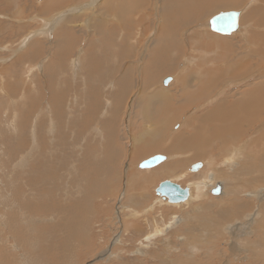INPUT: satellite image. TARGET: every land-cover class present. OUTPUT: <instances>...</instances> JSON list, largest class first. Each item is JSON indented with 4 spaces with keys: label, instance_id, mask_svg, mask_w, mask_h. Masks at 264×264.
I'll return each mask as SVG.
<instances>
[{
    "label": "rangeland",
    "instance_id": "rangeland-1",
    "mask_svg": "<svg viewBox=\"0 0 264 264\" xmlns=\"http://www.w3.org/2000/svg\"><path fill=\"white\" fill-rule=\"evenodd\" d=\"M54 1H57V0H0V48L7 47L10 50H15L18 47V45L22 43L23 41L22 36L23 34H26L29 32L28 29L33 30V31L34 30L39 31V28L41 29L42 25L39 26V23L40 22L42 23L43 21L41 18L38 19L37 21H34L32 19L33 18L32 16H34L35 14H39L40 16H43L42 18L45 19L49 14L54 13V8H58V3H61L62 5L61 7H64V5L65 6L68 5L69 7L70 5H77V3H79L80 5H84L85 3H87V6L84 5V7H86L85 10L83 9L79 11L80 14L79 13L75 14L76 16L71 15L69 18V20L71 19L74 25H76V23L79 25H82L81 26L82 29H80V27L78 26L75 28V29L78 28L76 31L77 33H75V35L73 36L75 39L73 37L68 38V42L66 44H63V47L59 51L63 53L53 52L52 55L51 53L47 54L48 52H45L44 50H47V47L49 46V43L53 41V38L50 35L49 39H45V37L43 39L42 36L44 34L42 36L36 35V39L38 38L37 39L38 42L36 46L38 47V51L40 53L37 50H35L34 53L36 55L34 53L33 54L31 53L32 56L28 55V58L25 59V61L23 59V62L20 60V57L24 53L27 54L28 53L27 50H30L32 48L29 44L26 45V47H19L20 49H22L21 51L24 50L25 52L21 54L13 55L12 58L9 59V61L7 62L5 60L12 54L0 51V84L2 83L4 86L3 91L6 94L9 93L8 95H3L4 99L2 100L0 99L1 101L0 102V115H1L0 116V191H1L0 196H2L0 197V199L5 198L6 200L15 202V204H16L15 200L17 201L19 200V204H21V207L19 205L17 207V204H16V208L14 209H12L10 205H7L6 207L5 206L0 207V264H17L18 262H20L19 264H26V263L29 264L30 261H32L31 264L35 262H37L35 264H38V262L39 264H165V263L166 264H185L184 259L189 258L188 259V262H189L192 256H193V260L197 261L200 264L201 263L202 264H224L227 261L228 262L225 264H259V263L264 264V261H262L264 260L263 258L260 259V261L259 260L255 261V259L251 260L252 253L250 252L247 257L238 256L240 258L237 259L236 257L238 253H234L232 252V250H230L231 249L229 246L230 238L227 236L228 234L221 232V229L219 227H216V226H220L222 223L220 221V222H217L218 225H215V219L218 217V214L220 212V206L225 205L224 214L227 212L231 213L233 211L231 210V207H233L234 204H231V205L230 203L228 204V201L226 200L228 196H224L225 198L223 197L226 202L222 199L221 201L219 200V202H217L215 199L214 201H211L212 200L211 198H216L219 196L213 195L211 192L212 190L211 191L209 190L206 195L208 197L205 196L204 201L203 200L199 201V203L194 200L193 201L191 200L188 203L183 204L181 206L173 207L172 204L157 205L155 202L157 199L162 200L163 198V197L161 198V195H159L156 192V188L159 187L161 182H164L167 179H173L174 177L176 178V175L180 176L178 183L179 185H182L185 187L187 185H190L193 182L202 180L204 177L207 178L208 171L211 173L215 172L213 169L214 167L215 168L217 167V170L219 171H221V169L222 170L224 169L223 164L220 165L218 161H217V165L215 164L213 168L207 166L206 161L209 160L211 156L206 155L204 152H203L204 156L202 157L195 156V151H197V149H202L203 146H205L203 145L204 143L201 142V140L203 141V138L200 137L201 133L199 134V131H198L199 128H197L200 122V120L198 119L202 117L201 115L209 111L210 108L213 109L217 104L220 103L219 98H218V100L215 103H212L210 106H208L210 104L209 102H212V101L214 102L217 99L218 95L221 96L220 99L221 101H223L228 98L231 92L233 93L235 88L237 89V87H235V85H233L234 83L232 84V82L233 81L237 82V81H240L241 79L237 80V77L233 79V76L236 75V74L234 75V73L245 74L250 71V75L251 76L254 75V76L251 77L252 81L251 80L245 81L242 84V85H246L247 83L254 82L253 80L254 78L256 80L257 78L261 76V74L259 75V72L261 73L262 71H264V52L259 50L260 47L262 48L264 46V38H263L264 37V24H263L264 23V0L263 1L258 0V2L257 0L256 1L255 0H238V1H244V3L241 6L235 5L234 7H231L232 10H239V9L242 10L244 16L242 17V23L240 25L241 30L235 34L236 36L235 35L231 36L232 40L230 41L228 40V38L230 37L224 38V39L206 37L207 34L216 35L218 37H223V36H220L219 34L217 35L211 30L209 32L207 30V23H206L207 20L210 19V17L216 15L218 12H221L222 10H212L204 18V21H203L204 23L201 20L200 23H196L190 27L180 29V31H178L176 27L175 32L177 33V35L179 34L178 37L180 36L179 41L183 42V43H180V45L186 50L183 49L184 55H182L181 57L180 55L179 57H175L173 59L174 61L170 58H167V59H170V61H168V64L166 62L163 64L164 65L167 64V66H169L168 72L160 71L158 70V68L153 69V70L148 69V71L146 67L143 68L145 63H148V64L149 62L152 63L153 61L157 60L156 58H159V55H157L158 53H156L157 44L154 45L155 47L153 48L154 42L152 41L156 39L157 37L156 33L159 28L158 26H160L159 19H158L159 16L157 14L159 12L158 10L160 7L159 5H161L160 0H147V1L143 0L144 3L141 4V6L139 2L135 3L134 0H129L128 4L122 3L121 5L122 7H118V8L117 6H115L116 3H114L113 0H94L98 2V4L100 3V5L96 7V9H94L93 7V10H90V9L88 10V7H91L92 0H60L63 2H60L58 0L56 4ZM251 1L253 3H251ZM197 3L198 2H193L191 8L194 11H196V13H198L199 15H203L204 10L201 11L198 8L199 6L197 5ZM47 4H48V7L51 4L49 13L46 10L48 9ZM125 5L126 7H124ZM14 13H17V15L13 18ZM90 16H93L94 18L92 19H96V21L92 20V25L86 26L85 22L86 20L88 21ZM96 16L99 18H95ZM9 18L12 19V21H10ZM124 18L127 19L128 21L131 19L129 22L131 24L133 23V25L130 24L131 26L130 30L132 28L133 29L131 30L132 32L129 33L127 39H126V36L123 35V31H122L123 27L120 26L121 24H119V23L124 24L125 22ZM15 19H17L18 21L20 20V22L19 23L15 22ZM83 21H85L84 24L81 23ZM105 21L108 24L110 23V25H107ZM98 22H101V23L98 24ZM197 25L198 26L203 25V27L200 29H197L196 28ZM246 25H249L250 27H247ZM43 27H44V24H43ZM114 27H116V30L119 32L118 36H121L122 39L119 37L120 40L119 38L118 40L120 41V43L119 41L117 43V45L118 44L119 45L118 46L114 45L115 48L111 47L108 50V54L110 55V59H111L110 62L108 63L109 67L105 66L103 69H101L102 74L100 75L97 73L98 79L95 78V81L92 77L93 75H91L90 77V76L85 75V73H82V72H81L82 75H79L77 77L73 75V77H71L68 64H69V58L72 57L75 51L74 49L75 46L78 47L80 45L79 48H77V50H80V52L86 51V49L89 48L88 45H90L93 36L98 37L99 33L108 34L111 31V29H113ZM203 29H205L206 31ZM247 30H248V33H247ZM190 35H192V37L195 39L196 38L200 39L202 42L204 40H207V42L204 41L203 42L204 44H203L201 43V41H199L201 45H199V42H197L198 43V45H196L197 47H195V45H193L192 47L188 46L190 42H187V41L189 40L188 38L190 37ZM201 35H203L202 36L203 40L201 39ZM47 36L49 35L47 34L46 37ZM116 37H117V33H116ZM249 37L251 38L249 39ZM254 38H257V39L260 38L258 41V44H253ZM222 43L224 46L221 45ZM226 43L228 44V46ZM126 44H127V49H128L126 53L128 54H125L126 56L122 58L121 53L122 51H125L123 49L124 48L123 46L126 47ZM182 44H185L186 47ZM71 45L74 47L72 48ZM258 45L259 47L257 49L253 48L254 46H258ZM201 46H202V49H201ZM244 46H246L248 49ZM52 47H55V45L51 46V48ZM119 47L122 50L119 49V52H118ZM130 47L132 48L130 49ZM249 51L252 53H250ZM77 53L78 52H76L75 55H77ZM255 53L260 54V55L258 56L254 55ZM39 54H40V57H38L39 59L38 60L35 57H37V55L39 56ZM155 54L157 55V57ZM103 55L104 53L101 52V55H99L98 58L101 57V59H103L102 57ZM42 56L43 57L46 56L45 59L48 58V62L50 64L56 63V65H60V66L61 64H63L59 71H62V70L64 71V75H65L64 79L65 80L67 79V80H66V83L62 85L63 86L67 85L68 88H65L66 94L63 96H60L59 102L63 104L65 102H68L69 100L68 104H70L71 97L67 95V91L72 90L76 92L77 87H79L78 93L79 95L83 96V99L85 97L84 96L85 94L83 93L84 92L88 93L84 101H86L89 107L87 108V111H86V107H84L83 105L84 103L81 104L79 100H77L78 104L76 106H70L69 110H67V108L64 107L63 109H66L67 111L71 112L73 116L76 114L74 117L78 120V122H73L72 118L64 117L65 119L62 122L63 127L60 126L59 128L60 131L59 130L57 131L56 128H54L51 131L49 128L50 126L49 122H45L41 124L40 122L41 120L50 121V119L46 115L44 114H43L44 116L41 115L40 118L42 117L43 119L41 118L40 120L39 118V122H38L39 124H35L36 136H39V134L40 135L43 134L44 131L43 129L40 130V128L44 127V130L46 131V135H47L46 149L42 150L44 139L41 138V143L37 144L38 150H36V148H34V150H29V147H31L32 145L33 139H35L32 137L34 133L31 131L29 132V126H30L31 121L36 117L39 111L43 110L39 106L40 101H41V107L47 108L46 106H44V104L47 102L48 100L47 98H49L48 94L50 92L49 91L50 85L46 81L47 78L43 76V74L40 75L38 72H36L37 75H40V76L37 77V79L33 77L32 79L33 82L35 79L37 80L35 81L37 82V84L36 86L33 87V89L37 90V93L40 95V97L38 95V99L34 98V100H31L29 98V101H28V99L26 98V100L24 101L21 100L22 97H24V95L26 97H29L28 95L30 94V93L28 94L27 89L29 90L30 84L28 83L31 81V79H29L28 77L31 78V76L28 73L29 66L25 64L26 62L27 64L30 62H34V59L36 62L40 61V59L43 58ZM86 56H88V54ZM165 59L166 58H163L162 61H167V59L166 60ZM233 63L234 64L236 63V65H234ZM160 64H162V62H160ZM169 64H171V66L173 67H171ZM126 71L128 72L127 77L130 78L128 80L131 81L130 91L128 92L127 97L124 98L126 100V101L124 100V104L126 105L119 106V105H116L113 97L111 96V93H116L118 91L119 89L118 81L120 80V78L126 75ZM228 71L232 74L229 75ZM255 72H257L258 74ZM216 73L224 74L225 76L227 74L228 76L221 80L218 78L215 81V83L210 87L205 86L206 81L208 83L210 79L215 78ZM147 76H150V78L153 79L152 81L153 86L148 87L146 83ZM171 76L173 80L174 79L175 80L172 81L173 83L171 82L169 85L165 86L163 84L164 80ZM230 77H232V79ZM84 79L85 81H83ZM72 81L74 85H72ZM98 81H103V82L97 85L98 86L97 87L95 83H98ZM186 81H188L187 84H186ZM256 81H258V79ZM84 82H86L87 87H85L86 85L83 84ZM228 82L231 83L230 88H229ZM202 84L204 86H202ZM69 85H70V88H69ZM71 86H73L74 90L71 88ZM92 86L93 88H91ZM199 86H201V88ZM247 87H250V86H247ZM205 88H206V92H204ZM82 89H84L85 91ZM220 89L221 90L223 89V91H219ZM79 90H81V92ZM161 90L162 91L168 90L170 95L165 94V96H163L162 94H160L161 96L160 101L155 99L152 104L151 99H150L151 97L148 98V96H153L154 94L160 93V92L163 93ZM92 93H95V94L93 95ZM205 95L207 96V98L208 97L209 98L207 99ZM8 96H11L13 98L10 102L9 100L6 101ZM15 96L16 98H14ZM142 97H144L145 101L144 100L142 101ZM214 97L216 99H214ZM184 98L186 99L184 100ZM13 101L14 102L16 101L15 104ZM59 102L57 104H59ZM138 102H140L141 105H138ZM205 103H207L206 106H205ZM109 104L111 106H109ZM10 105L14 106L15 108H12V106L10 107ZM55 105L56 104L54 103L51 107L56 110ZM98 105L100 106L102 105V106L100 107ZM136 105H138V107ZM203 105L205 106L204 108H203ZM103 108L105 109V111L103 110ZM142 108H144V110ZM147 109L148 110L151 109L155 111V113L153 112L151 115L148 114L146 116L143 115V111H148ZM97 110L100 111L99 112L100 115L99 113L98 114L94 113ZM115 110L117 111V113L115 112ZM158 110L160 114L156 113ZM7 111L9 112V114L16 113L19 116L20 119H17V122L19 123V128H20L18 130V133H14L13 130L10 128V126L7 125L8 123L4 121L7 118L6 116L9 115L8 114L5 116ZM88 111H89V115H91L90 117L93 118L92 123H91L92 125L90 124V126L87 125L89 122L87 123L85 122L88 119V118H85V117H88ZM173 112H174V118H173V115L171 116V113L173 114ZM98 115L99 117H97ZM263 116L264 114L261 115L260 117L255 118L254 121L252 120L253 123L251 122L250 125L248 126V128H251L247 131L248 135L245 137L243 135L242 139H238L237 141H234L235 143L230 142L231 146H233L234 144H240L243 142V140L245 141L249 137H250L249 139H253L255 135L254 133L255 130H253V133H252V125H254L255 123L259 125L261 123L260 120ZM30 118L32 119L31 121H30ZM68 120H70L69 123H68ZM162 120H165V121H162ZM184 120H186V122ZM163 123H165V125ZM257 127L258 126H255L254 129H257ZM100 129L102 130V133L98 131ZM104 131L105 133L103 135ZM152 137H156L154 141L155 143H160V144L162 143V146L164 145V147L172 146L173 148V146H175L176 148L175 151L169 150L170 152L165 151V152H155V153L147 152L144 154L143 153L144 144L146 143L149 144L150 139H152ZM39 141L40 140H37V143ZM187 141H189V144L191 146L187 143ZM111 144L112 145L114 144V148L116 149L114 160H112L111 154H110L114 151V150H111ZM200 146L202 148H199ZM77 147H80V148H77ZM107 147L110 148V150ZM142 147H143V150H141ZM250 150H254V149L251 148ZM191 151H193L194 153ZM27 153H29V157L31 158L30 162L32 161V159L34 161V162H31L30 164L31 165L36 164L37 166V167H31V169H33L34 171H32L31 169L29 171V173L31 172L35 173L34 175H32V177L34 176L36 182L32 180L34 178H32L31 176H30L31 179L28 177L29 173H28V176H24L23 173L25 171L23 170L22 171L19 170L18 172L14 171L16 167H14L13 165L15 162H17L16 158L19 157V155L24 156ZM252 154L255 155L256 157L260 155L259 153H256V152H253ZM156 155L168 156L170 157V159L168 160L167 163L160 164L150 170L138 168V165L141 162H143L144 160L150 157L156 156ZM193 158H197V159H193ZM222 160L223 159H221V162L223 163L224 160L223 161ZM178 161H180V163L184 165V168H179L177 170L181 172V174L177 173L175 175H169L170 177L167 176L163 178H159V177L152 178V174L150 173H153V171L155 172L157 169L166 167L167 165H171ZM199 162L205 163L206 167L204 170H202L201 168L200 170L198 169L199 171L197 170L198 172L197 171L192 172L187 169V168H190L189 166L195 165L196 163L198 164ZM52 165L53 167H51ZM71 165L73 166V168H71L72 167ZM12 166L14 168H12ZM43 167L45 168L44 172H43ZM54 168L56 169V171L54 170ZM40 170L42 171V173L40 172ZM49 174L52 176H49ZM21 176L23 179H21ZM135 177L137 180V181L134 180L135 187L132 186V183H131V186H132L131 187L129 182H131V179ZM29 179L32 181L29 182L28 184ZM40 179L42 181L44 180L45 182L44 181L41 182ZM143 179L145 182L143 181ZM155 179L157 180L155 181ZM13 182H14V185H13ZM49 183L50 185H48ZM137 184L139 185V187ZM23 186L25 187V189L26 188L28 189V190L26 189L25 191L26 193L24 192L25 189ZM30 186L31 188H28ZM34 187H35V191H34ZM233 188L235 189L236 187L231 186V189ZM42 189L44 190V194H45L43 196H42L43 194ZM16 191L17 193L21 195V197L18 196L19 194L15 193ZM242 192L243 191H241V193L231 194L232 197L233 195L236 196V199H237L236 202H238L236 207L240 206L242 203H244L243 200L247 199L244 192L243 193ZM31 193H33L34 195H31ZM6 195H10V196H6ZM48 198H50V200ZM29 200H31L33 204H31V201ZM248 200L250 204L252 205V207L246 211H242V213H240L242 215V216L240 215L241 218L244 216V213L246 215L252 210L255 213H259L261 210V206L258 205L256 201H253L250 198H248ZM167 202L169 201L167 200ZM43 203H45L46 205L47 203H49L48 204L49 206L47 205V207H48V210L50 211H47L46 212L47 214L48 213L53 214L54 209H55L54 206L56 207L58 206L57 208L60 209L58 212L61 211V213L57 212L56 217H58V214L60 216L66 215V217L61 216V217L55 218L54 221L53 219H49L47 223L53 222L52 223L53 226H47V225L40 226L41 223H45V222H42V220L41 221L37 220V222L35 223L32 220L29 221V218L25 217L26 215L27 216L30 215L29 213L31 214L34 213L36 215L37 214L42 215V212L39 211V207ZM82 203L83 205H80ZM70 205L75 209L74 210L72 208L74 210L73 212L68 210ZM127 205H128L129 211L127 210ZM26 206L28 207L26 208ZM66 206L68 207L66 208ZM84 206H86L87 208ZM241 206H245V204ZM146 207L147 209H150L153 207L154 208L153 212H150L148 210L149 215H147L148 212L145 214L144 210H146ZM20 208L21 210H24V211L19 212L18 210ZM85 208L87 209V211H85L86 210ZM257 208L259 209L257 210ZM51 210L53 212H51ZM133 210L135 212L137 211L138 213L137 212L135 213ZM62 211L64 212L63 214H62ZM139 211L141 212L143 211V212L141 213ZM67 212L68 213L70 212V214H68ZM82 212H84L83 214H85V216L83 220L79 221L76 219L75 215L79 213L82 214ZM5 213H6V216H5ZM12 213H14V215ZM46 213L43 215H46ZM132 213L136 214V216L138 214V216L132 217L134 216L132 215ZM1 215L3 217H1ZM146 215L148 216V218ZM259 215H258L259 217H257V220L255 222V224H257V227L259 229L258 234H254L252 236L246 237V239L248 240L256 239L257 236L264 237V235L261 236L262 230L264 231V223H263L264 214L259 213ZM139 216L141 217L139 218ZM10 218H12V220ZM18 218H19V221L17 220ZM23 218H27L28 220H25ZM64 218H66V223L63 226L64 229L63 227L61 228L57 227V223L58 225H60V223L62 224V222H64ZM181 218L183 220H180ZM21 219L22 221L23 220L27 221V223L24 224L23 223L24 221L21 222ZM176 219L180 221L178 220L176 221ZM258 219L260 220L258 221ZM5 220L7 221V225H6ZM17 221L20 224L18 223L17 225ZM205 222L210 223V224H206ZM11 223L13 227L11 226ZM14 223H16V225ZM67 223L68 225L71 224L69 226L70 228L73 226L71 228L72 230L68 227V225L66 226ZM76 223H77V226H76ZM36 225H37V228L35 227ZM214 225L215 227H213ZM14 227L16 228V230ZM81 227L85 229L81 230ZM35 228L37 229L36 233L33 232ZM66 228H67V231H66ZM73 228H76V229H73ZM69 229L71 230L72 233L70 232ZM159 229L160 230L162 229V231H160ZM74 231L77 233H75ZM68 232L70 233V235ZM73 233L75 235L72 236ZM203 234H206L212 237H217V238L213 239L214 242L212 241L211 244H208L205 241L201 240V235ZM219 234H220V237H218ZM147 235L149 236L148 238H146ZM77 237H79V239ZM184 238H186V240ZM193 240H195V242ZM39 241L41 242L38 244ZM193 242L194 244H192ZM33 243L34 245H32ZM36 243L38 244V247H36ZM191 245L192 246L197 245L196 251L193 250L194 248ZM209 247H211L213 250L208 251ZM71 252H74V255Z\"/></svg>",
    "mask_w": 264,
    "mask_h": 264
},
{
    "label": "bare ground",
    "instance_id": "bare-ground-1",
    "mask_svg": "<svg viewBox=\"0 0 264 264\" xmlns=\"http://www.w3.org/2000/svg\"><path fill=\"white\" fill-rule=\"evenodd\" d=\"M58 1V0H57ZM57 1H54L55 2V4H56V2ZM60 1V0H59ZM128 1L129 0H113V2L114 3H116L115 4V6H117V8L118 7H122L121 5H122V3H124V4H128ZM135 1V3H140V6H141V4H143L144 3V1H147V0H134ZM202 1V2H201ZM256 1V0H255ZM263 1V0H262ZM51 2V1H50ZM60 2H63V1H60ZM158 2V1H157ZM193 2H198L197 3V5L199 6L198 8L202 11V10H204V14L203 15H199L198 13H196V11H194L192 8H191V6H192V3ZM257 2H258V0H257ZM40 3H42V2H40ZM77 3V2H76ZM109 3H111V2H109ZM147 3V2H146ZM244 3V1H238V0H160V4L161 5H159L160 7H159V12L157 13L158 14V16H159V25L160 26H158L159 28H158V31H157V37H156V39L154 40V41H152V42H154V44H153V48L155 47L154 45H156L157 44V49H156V53H158L157 55H159V58H156L157 60L156 61H153L152 63H150L149 62V64L148 63H145V65H144V67L143 68H147V71H148V69H150V70H153V69H156V68H158V70H160V71H166V72H168L169 71V66H167V64H168V61H170V59H174L175 57H179V55H180V57L182 56V55H184V50L183 49H185V48H183L181 45H180V43H183L182 41H179V38H180V36L178 37V35H177V33L175 32V28L177 27V29H178V31H180V29H183V28H187V27H190V26H192V25H194V24H196V23H200V21L202 20V22L204 21V18L206 17V15L208 14V13H210L212 10H222L221 12H231V11H237V12H240V18H239V21H238V28L234 31V32H232L231 34H220V33H217V32H215V31H213L212 29H211V25H210V20L214 17V16H216V15H218L219 13H221V12H218L216 15H214V16H212V17H210V19H208L207 20V30L210 32V30L212 31V32H214V33H216L217 35L219 34L220 36H223V37H218V36H216V35H206V37H208V38H216V39H224V38H228V37H230V38H228V40L230 41V40H232V37L231 36H233V35H235L238 31H240L241 30V27H240V25H241V23H242V17L244 16V14H243V11L242 10H232L231 9V7H234L235 5L236 6H241L242 4ZM249 3V2H248ZM251 3H253L252 1H251ZM254 4H255V2H254ZM51 5V4H50ZM49 5V7H48V4H47V7H48V9H46L47 10V12L49 13V10H50V6ZM53 5H54V3H53ZM85 6H87V3H85L84 4ZM84 5H80L79 3H77V5H70L69 7H68V5L67 6H65L64 5V7H61L62 5H61V3H58V8H54V13H52V14H49L48 15V13H47V17L45 18V19H43L42 17L43 16H40L39 14H35L34 16H32L33 18V20L34 21H37L38 19H42V23L44 24V27H43V24L40 22L39 23V26H41V29L39 28V31H36V30H29L28 29V33H26V34H23V36H22V39H23V41H22V43L20 44V45H18V47L15 49V50H10L9 48H7V47H1L0 48V51L1 52H6V53H11L12 55L11 56H9L5 61L7 62V61H9V59H11L12 58V56L13 55H16V54H21V53H23V52H25L24 50L23 51H21L22 49H20L19 47H26V45H30L32 48L30 49V50H27L28 51V53L26 54V53H24V54H22L21 55V57H20V60L23 62V59H24V61H25V59H27L28 58V55L30 56H32V54L34 53V51L35 50H37L38 51V47L36 46V44H37V42H38V38L36 39V35H39V36H42L43 34L45 35H43L42 37H43V39H44V37H45V39H49L50 38V35H51V37L53 38V41L51 42V43H49V46L47 47V50H44L45 52H48L47 54H49V53H51V55L53 54V52L55 53H57V52H59L60 50H61V48L63 47V44H66L67 42H68V38H72L74 35H75V33H77L76 31H77V29H75L77 26L78 27H80V29H82V25H79V24H77L76 23V25H74L73 24V22L71 21V19L69 20V18H70V16L71 15H75V14H78L79 13V11H81V10H85V8L86 7H84ZM100 5V3L98 4V2H96V1H94V0H92V2H91V7H88V10L90 9V10H93V7H94V9H96V7H98ZM110 5V4H109ZM245 5V4H244ZM251 5V4H250ZM44 6V5H43ZM66 7H68V8H66ZM124 7H126V5L124 6ZM65 8V9H64ZM139 8V7H138ZM247 8V7H246ZM61 9H63V10H61ZM121 9V8H120ZM126 9V8H125ZM228 9H230V10H228ZM19 10V9H18ZM23 10H25V9H23ZM20 11V10H19ZM121 11V10H120ZM133 11H134V9H133ZM148 11V10H147ZM90 12V11H89ZM97 12H98V10H97ZM80 14V13H79ZM111 14V13H110ZM135 14V13H134ZM256 14H258V13H256ZM17 15V13H14V15H13V18L15 17ZM92 15V14H91ZM106 15V14H105ZM127 15V14H126ZM76 16V15H75ZM115 16V15H114ZM133 16V15H132ZM148 16V15H147ZM151 16V15H150ZM45 17V16H44ZM137 17V16H136ZM92 18H94L93 16H90L89 17V19H88V21L86 20V22L85 21H83V22H81V23H83L84 24V22L86 23V26H89V25H92V20L93 21H96V19H92ZM95 18H99V17H95ZM141 18V17H140ZM10 19V18H9ZM73 19V18H72ZM101 19V18H100ZM125 19V18H124ZM22 20V19H21ZM113 20V19H112ZM116 20V19H115ZM131 20V19H130ZM129 20V21H130ZM10 21H12V19H10ZM25 21V20H24ZM74 21V20H73ZM127 19H125V22H124V24H122V23H119V24H121L120 26H122L123 27V35H125L126 36V39H127V37H128V35H129V33L130 32H132L131 30L133 29H131L130 30V28H131V26H130V22H129ZM157 21V20H156ZM199 21V22H198ZM248 21V20H247ZM263 21V20H262ZM15 22H20V20L18 21L17 19H15ZM119 22V21H118ZM133 22V21H132ZM152 22V21H151ZM260 22V21H259ZM79 23V22H78ZM80 23V24H81ZM96 23V22H95ZM99 23H101V22H98V24ZM105 23H107L106 21H105ZM113 23V22H112ZM111 23V24H112ZM117 23V22H116ZM157 23V22H156ZM204 23V22H203ZM202 23V24H203ZM246 23V22H245ZM14 24V23H13ZM24 24H25V22H24ZM94 24V23H93ZM135 24V23H134ZM248 24V23H247ZM251 24V23H250ZM264 24V23H263ZM36 25V24H35ZM95 25H97V24H95ZM107 25H110V23L108 24L107 23ZM118 25V24H117ZM131 25H133V23L131 24ZM145 25V24H144ZM155 25V24H154ZM153 25V26H154ZM85 26V25H84ZM119 26V25H118ZM247 27H250L249 25H246ZM245 26V27H246ZM203 27V25H197L196 26V28L197 29H200V28H202ZM246 27V28H247ZM23 28V27H22ZM57 28V29H56ZM84 28V27H83ZM87 28V27H86ZM93 28V27H92ZM121 28V27H120ZM205 28V27H204ZM25 29V28H24ZM90 29V28H89ZM94 29V28H93ZM99 29V28H98ZM104 29V28H103ZM108 29V28H107ZM136 29V28H135ZM176 29V30H177ZM239 29V30H238ZM86 30V29H85ZM95 30H97V29H95ZM109 30V29H108ZM194 30H195V28H194ZM203 30H205V29H203ZM89 31V30H88ZM91 31H92V29H91ZM177 31V32H178ZM184 31V30H183ZM206 31V30H205ZM80 32V31H79ZM188 32V31H187ZM24 33V32H23ZM83 33V32H82ZM90 33V32H89ZM94 33V32H93ZM116 33H117V37H116ZM118 31L116 30V27H114L113 29H111V31L107 34V33H99V35H98V37H95V36H93V38H92V40H91V43H90V45H88V47L89 48H87L86 49V51H81L80 52V50H77V48H79V46L78 47H76L75 46V51H74V53H73V55H72V57L71 58H69V64H68V67H69V70H70V73H71V77H73V75H75L76 77L77 76H79V75H82L81 74V72L82 73H85V75H87V76H90L91 77V75H93L92 77H93V79H94V81H95V78L96 79H98V76H97V73L98 74H102V71H101V69H103L105 66L107 67L108 66V63L110 62V55L108 54V50L111 48V47H114L115 48V46L114 45H117V43H118V41L120 40V38H121V36H118ZM122 33V32H121ZM179 33V32H178ZM246 33V32H245ZM247 33H248V30H247ZM255 33V32H254ZM49 35V36H47L46 37V35ZM95 34V33H94ZM93 34V35H94ZM133 34H135V33H133ZM191 34H192V32H191ZM239 34V33H238ZM96 35V34H95ZM122 35V36H123ZM148 35V34H147ZM248 35V34H247ZM89 36V35H88ZM113 36H115V37H113ZM202 36L203 35H201V39L203 40V38H202ZM236 36V35H235ZM238 36H240V35H238ZM120 37V38H119ZM155 37V36H154ZM191 37V38H190ZM190 37L187 39L188 41L187 42H190V44H188V46H193V45H195V47H197L196 45H198V43L197 42H199V41H201L200 39H195V38H193L192 37V35H190ZM200 37V36H199ZM51 38V39H52ZM74 38V37H73ZM118 38H119V40H118ZM245 38V37H244ZM248 38V37H247ZM251 37H249V39H250ZM264 38V37H263ZM40 39V38H39ZM67 39V40H66ZM75 39V38H74ZM73 39V40H74ZM122 39V38H121ZM146 39V38H145ZM260 39V38H259ZM259 39H257V38H254L253 39V44H258V41H259ZM41 40V39H40ZM88 40V39H87ZM125 40V39H124ZM147 40V39H146ZM214 40V39H213ZM46 41V40H45ZM129 41H130V39H129ZM157 41V42H156ZM205 42H207V40H204ZM203 41V42H204ZM217 41V40H216ZM245 41H246V39H245ZM49 42V41H48ZM87 42V41H86ZM126 42V41H125ZM138 42V41H137ZM202 41H201V43H203ZM219 42H221V41H219ZM76 43V42H75ZM119 43H120V41H119ZM127 43V42H126ZM201 43L199 42V45H201ZM19 44V43H18ZM82 44V43H81ZM204 44V43H203ZM213 44V43H212ZM216 44V43H215ZM217 44H218V42H217ZM216 44V45H217ZM227 44V43H226ZM225 44V45H226ZM238 44V43H237ZM236 44V45H237ZM247 44V43H246ZM53 45H55V47H52L51 48V46H53ZM76 45V44H75ZM78 45V44H77ZM113 45V46H112ZM119 45V44H118ZM117 45V46H118ZM182 45H184L185 47H186V45L185 44H182ZM221 45H223V43L221 44ZM239 45V44H238ZM72 46V45H71ZM116 46V47H117ZM206 46H208V45H206ZM219 46V45H218ZM217 46V47H218ZM224 46V45H223ZM227 46H228V44H227ZM253 46V45H252ZM70 47V46H69ZM74 46H72V48H73ZM120 47H122V46H120ZM118 48V52H119V49H121V48ZM124 48V50L125 51H122V53H121V56H122V58H124V56H126L125 54H128V53H126V51H128V49H127V44H126V47L125 46H123ZM190 47V48H191ZM216 47V46H215ZM221 47V46H220ZM234 47H236V46H234ZM241 47V46H240ZM244 47H246V46H244ZM244 47H242V48H244ZM251 47V46H250ZM259 47V45L258 46H254L253 48L254 49H257ZM49 48V49H48ZM51 48V49H50ZM84 48V47H83ZM132 47H130V49H131ZM134 48V47H133ZM219 48V47H218ZM247 48V47H246ZM136 49V48H135ZM201 49H202V46H201ZM207 49V48H206ZM232 49V48H231ZM235 49V48H234ZM248 49V48H247ZM26 50V49H25ZM83 50H85V49H83ZM115 50V49H114ZM122 50V49H121ZM120 50V51H121ZM137 50V49H136ZM186 50V49H185ZM199 50V49H198ZM260 51H262V52H264V46L261 48L260 47V49H259ZM63 51V50H62ZM130 51V50H129ZM155 51V50H154ZM206 51V50H205ZM39 52V51H38ZM72 52V51H71ZM76 52H78L77 53V55H75L76 54ZM80 52V53H79ZM101 52L102 53H104V55L102 56L103 57V59H101V57L100 58H98L99 57V55H101ZM117 52V51H116ZM250 52V51H249ZM32 53V54H31ZM40 53V52H39ZM59 53H63V52H59ZM106 53V54H105ZM155 53V52H154ZM250 53H252V52H250ZM35 54V53H34ZM88 54V56H86ZM91 54H93V55H91ZM263 54V53H262ZM36 55V54H35ZM43 55H45V54H43ZM50 55V56H51ZM156 55V54H155ZM157 55H156V57H157ZM245 55V54H244ZM253 55V54H252ZM254 55H260V54H257V53H255ZM76 56V57H75ZM242 56V55H241ZM38 57H40V54H39V56L37 55V57H35V58H37L38 59ZM43 57V56H42ZM49 57V56H48ZM83 57V58H82ZM46 58V56L45 57H43L42 59H40V61H35V59H34V62H30V63H28L27 64V62H26V64L25 65H27V66H29V68H28V73L30 74V76H31V78L30 77H28L29 79H31V81L28 83V84H30V86H29V90L27 89V91H28V96L29 97H26L24 94V97H22V99L21 100H26V98L28 99V101H29V98L31 99V100H34V98H36V99H38V93H37V90H34L33 89V87L34 86H36V84H37V82H35V81H37L36 79H37V77H39L41 74H43V76H45L46 78H47V82L49 83V98H47L48 100H47V102L44 104V106H46L47 108H42L41 107V101H40V108L41 109H43L42 111H39V113L36 115V117L32 120L31 118H30V121H31V123H30V126H29V132L31 131V132H33L34 134L32 135V137L33 138H35V139H33V141H32V145H31V147H29V150H34V148H36V150H38V147H37V144H40L41 143V138H43L44 139V141H43V148H42V150H45L46 149V144H47V135H46V131L44 130V127H42V128H40V130L41 129H43V134L42 135H40L39 134V136H36V129H35V124H39L38 122H39V118H40V116L41 115H46L49 119H50V121H47V120H45V121H42L41 120V118H40V122H41V124H43V123H45V122H49L50 123V126H49V128H50V130L52 131L54 128H56V130L58 131H60V126L61 127H63V125H62V122L64 121V117H69V118H72V121L73 122H78V120L72 115V113L71 112H69V111H67V110H69L70 109V106H76L77 104H78V102H77V100H79L80 101V103L81 104H83L84 105V107H86V111H87V108L89 107V105L86 103V101H84L85 100V98H86V96H87V94L88 93H86V92H84L83 94H85L84 96V99H83V96L82 95H79V93H78V88L79 87H77V91L76 92H74V91H72V90H69V91H67V95H69V97H71L70 98V104H68V102H69V100H68V102H65V103H60L59 102V99H60V96H63V95H65L66 94V89L65 88H68L67 87V85L66 86H63L62 84H65L66 83V80L64 79V77H65V75H64V71L62 70V71H59L60 70V68H61V66L63 65V64H61V66L60 65H56V63H52V64H50L49 62H48V58L47 59H45ZM52 58V57H51ZM163 58H170V59H167V61H162L163 60ZM192 58V57H191ZM65 59V58H64ZM159 59V60H158ZM165 59V60H166ZM201 59V58H200ZM243 59V58H242ZM261 59V58H260ZM30 60H31V58H30ZM39 60V59H38ZM52 60V59H51ZM50 61V60H49ZM59 61V60H58ZM66 61H68V60H66ZM174 61V60H173ZM29 62V61H28ZM51 62V61H50ZM148 62V61H147ZM160 62H162V64H160ZM167 63V64H163V63ZM197 62V61H196ZM235 62H237V61H235ZM205 63V62H204ZM211 63V62H210ZM112 64V63H111ZM234 64V63H233ZM170 66H171V64H169ZM234 65H236V63L234 64ZM167 66V67H166ZM229 66V65H228ZM255 66H256V64H255ZM67 67V68H68ZM109 67V66H108ZM171 67H173V66H171ZM235 67V66H234ZM228 68H230V67H228ZM236 68V67H235ZM25 69V68H24ZM172 69V68H171ZM237 69V68H236ZM26 70V69H25ZM109 70V69H108ZM141 70H142V68H141ZM229 70V69H228ZM120 71V70H119ZM156 71V70H155ZM36 72H38L40 75H37V73ZM210 72H212V71H210ZM217 72V71H216ZM127 71H126V75L125 76H123L122 78H120V80L118 81V85H119V89H118V91L116 92V93H111V96L113 97V99H114V101H115V103H116V105H121V106H125L126 104H124V98L125 97H127V94H128V92L130 91V85H131V81H129L128 79H130V78H128L127 76ZM207 73V72H206ZM225 73H227V72H225ZM228 73H229V75L230 74H232V73H230L229 71H228ZM249 73V74H248ZM254 73V72H253ZM255 73H257V72H255ZM28 74V75H29ZM123 74H125V73H123ZM236 74V75H235ZM243 73H234V75L235 76H233V79H235L236 77H237V80H239V79H241L240 81H237V82H235V81H233L232 82V84L233 85H235V87H237V89L235 88V90L233 91V93L231 92V94L228 96V98L227 99H225V100H223V101H221V96L220 95H218V97H217V99L214 97V99H216L214 102L212 101V102H207L209 105L208 106H210L212 103H215L217 100H218V98H219V101H220V103L219 104H217L213 109L212 108H210L209 109V111H207L206 113H204L203 115H201L202 117H200V119H198V120H200V122H199V127L197 126V128H199L198 129V131H199V134L201 133V136L200 137H202L203 138V141L201 140V142L202 143H204L203 145H205V146H203V148L200 146L199 148H202V149H197V151H195V156H197V157H202V156H204L203 155V152L206 154V155H210L211 156V158L209 159V160H207L206 162H207V166H209V167H211V168H213L214 167V165L216 164L217 165V161L220 163V165L221 164H223V166H224V169L222 170L221 169V171H219V170H217V167L215 168H213L214 169V171L215 172H213V173H211V172H209L208 171V176H207V178L206 177H204L202 180H199V181H196V182H193V183H191L190 185H187V186H182V185H180L182 188H184V189H186L187 191H188V195H187V197H186V199L184 200V201H182V202H179V203H169V202H167V198H165L164 196H161V198H162V200L160 199H157L155 202H156V204L157 205H165V204H172L173 205V207H175V206H181V205H183V204H186V203H188L189 201H196V202H198L199 203V201H204V197L207 195V193H208V191L210 190H212L211 192H212V194L213 195H215V196H219V197H216V198H211L212 200L211 201H214V199L217 201V202H219V200L221 201V199L222 200H224V196H228V198H226V200L228 201V204L230 203V205L231 204H234V206L233 207H231V210H233L231 213H225L224 214V210H225V205L224 206H220V212H219V214H218V217L215 219V225H218V223L217 222H222L221 223V225L220 226H216V227H219L220 229H221V232H223V233H225V234H228L227 236L230 238V250H232V252H234V253H238L237 254V257L236 256H234V257H236L237 259H239L240 257H238V256H244V257H247L248 255H249V252L250 253H252L251 255H252V259L251 260H253V259H255V261L256 260H259L260 261V259H264V237H260V236H257V238L256 239H253V240H248V239H246V237H248V236H252V235H254V234H258V231H259V229H258V227H257V224H255V222H256V220H257V217H259L260 215H259V213L260 214H264V116L261 118V120H260V124L259 125H257L255 122V124L254 125H252V133H253V130H255V135H254V138L253 139H249L248 137V139L247 140H243V142L242 143H240V144H234L233 146H231V144H230V142H234V141H237L238 139H242V136L244 135V137L245 136H247L248 135V130L249 129H251V128H248V126L250 125V123L252 122V120L254 121V119L255 118H257V117H260L261 115H263L264 114V71H262L261 73L259 72V75L261 74V76L259 77V78H257L258 79V81H256L255 80V78L253 79L254 80V82H251V83H247L246 85H242L245 81H249V80H251V77L252 76H254V75H250V71L249 72H247V73H245V74H243ZM258 74V73H257ZM257 74H255V75H257ZM137 75V74H136ZM196 75V74H195ZM206 75V74H205ZM209 75V74H208ZM207 75V76H208ZM240 75H242V76H240ZM247 75V76H246ZM250 75V76H249ZM121 76V75H120ZM203 76V75H202ZM228 75L226 74V76L224 75V74H217L216 73V75H215V78H212V79H210V81H208V83H207V81H206V83H205V86H212L214 83H215V81L219 78L220 80L221 79H223V78H225V77H227ZM245 76V77H244ZM33 77H35L36 79L34 80V82H33ZM129 77H130V75H129ZM172 77V76H171ZM69 78V77H68ZM201 78V77H200ZM231 79H232V77H230ZM247 78V79H246ZM75 79V78H74ZM231 79H229V80H231ZM69 80V79H68ZM175 80V79H174ZM173 80V81H174ZM227 80V79H226ZM43 81V80H42ZM75 81V80H74ZM78 81V80H77ZM83 81H85V79L83 80ZM152 81H153V79L152 78H150V76H147L146 77V83H147V85H148V87L149 86H153V84H152ZM252 81V80H251ZM88 82V81H87ZM103 81H98V83H95V85L97 86V85H99L100 83H102ZM35 83V84H34ZM90 83V82H89ZM173 83V82H172ZM188 83V81H186V84ZM83 84H85L86 85V82H84ZM91 84V83H90ZM228 84H229V88H230V82H228ZM1 86H0V99L2 100V99H4V96L3 95H8V94H6L4 91H3V84L1 83L0 84ZM43 85V84H42ZM72 85H74L73 84V81H72ZM225 85H227V84H225ZM224 85V86H225ZM232 85V86H233ZM91 86V85H90ZM202 86H204L203 84H202ZM231 86V87H232ZM247 86H250V87H247ZM47 87V86H46ZM83 87V86H82ZM82 87H80V88H82ZM85 87H87V85L85 86ZM98 87V86H97ZM109 87H111V86H109ZM145 87V86H144ZM143 87V88H144ZM200 88H201V86H199ZM246 87V88H245ZM55 88V89H54ZM69 88H70V85H69ZM71 88L73 89V86H71ZM75 88V87H74ZM91 88H93V86L91 87ZM199 88V89H200ZM223 88V87H222ZM228 88V89H229ZM234 88V87H233ZM245 88V89H244ZM48 89V88H47ZM85 89V88H84ZM84 89H82V90H84ZM86 89H88V88H86ZM106 89V88H105ZM108 89V88H107ZM152 89V88H151ZM225 89V88H224ZM74 90V89H73ZM205 91L204 92H206V88L204 89ZM80 92H81V90H79ZM85 91V90H84ZM162 91V90H161ZM184 91V90H183ZM182 91V92H183ZM219 91H223V89L221 90H219ZM231 91V90H230ZM39 92V91H38ZM47 92V93H48ZM163 93H156V94H154L153 96H148V98H150L151 99V102H152V104H153V102H154V100L156 99V100H158V101H160V94H162L163 96H165V94L166 95H170V93H169V91L168 90H166V91H162ZM46 93V92H45ZM217 93V92H216ZM219 93V92H218ZM10 94H12V93H10ZM93 95L95 94V93H92ZM221 94V93H220ZM225 94V93H224ZM228 94V93H227ZM21 95V94H20ZM43 95V94H42ZM46 95V94H45ZM151 95V94H150ZM186 96H187V94H186ZM190 96V95H189ZM206 96V95H205ZM211 96V95H210ZM224 96V95H223ZM18 97V96H17ZM39 97H40V95H39ZM44 97V96H43ZM100 97V96H99ZM168 97V96H167ZM174 97V96H173ZM212 97H213V95H212ZM211 97V98H212ZM14 98H16V96L14 97ZM188 98V97H187ZM190 98V97H189ZM206 98H207V96H206ZM209 98V97H208ZM207 98V99H208ZM211 98H210V100H211ZM6 99V98H5ZM13 98L11 97V96H8V98L6 99V101L7 100H9V102L12 100ZM20 99V98H19ZM102 99V98H101ZM149 99V100H150ZM174 99V98H173ZM186 98H184V100H185ZM213 99V100H214ZM20 100V101H21ZM30 100V101H31ZM144 100V97H142V101ZM183 100V101H184ZM103 101V100H102ZM107 101V100H106ZM126 101V100H125ZM130 101V100H129ZM145 101V100H144ZM157 101V102H158ZM186 101H188V100H186ZM1 102V101H0ZM4 102V101H3ZM14 102V101H13ZM12 102V103H13ZM16 102V101H15ZM15 102H14V104H15ZM59 102V104H57ZM95 102H96V100H95ZM181 102V101H180ZM206 102V101H205ZM56 104L55 105V107H56V110L55 109H53L51 106L53 105V104ZM90 103V102H89ZM111 103V102H110ZM127 103V102H126ZM147 103H148V101H147ZM162 103V102H161ZM171 103V102H170ZM207 103H205V106H206V104ZM17 104V103H16ZM80 104V105H81ZM159 104V103H158ZM172 104V103H171ZM177 104H178V102H177ZM7 105H8V103H7ZM26 105H27V103H26ZM29 105V104H28ZM82 105V106H83ZM138 105H141V103L140 102H138ZM138 105H136L137 107H138ZM156 105V104H155ZM162 105V104H161ZM168 105V104H167ZM12 105H10V107H11ZM43 106V107H44ZM98 106H100V105H98ZM102 106V105H101ZM100 106V107H101ZM109 106H111L110 104H109ZM108 106V107H109ZM149 106V105H148ZM171 106V105H170ZM204 105H203V108L205 107ZM7 107V106H6ZM5 107V108H6ZM29 107V106H28ZM67 108V110L66 109H63V108ZM92 107V106H91ZM132 107V106H131ZM12 108H15L14 106H12ZM40 108H38V109H40ZM77 108V107H76ZM75 108V109H76ZM112 108V107H111ZM161 108H163V107H161ZM199 108V107H198ZM9 109V108H8ZM7 109V110H8ZM107 109V108H106ZM118 109V108H117ZM143 110H144V108H142ZM149 109V108H148ZM147 109V110H148ZM53 110V111H52ZM90 110V109H89ZM103 110L105 111V109L103 108ZM142 110V111H143ZM145 110H146V108H145ZM160 110V109H159ZM159 110L156 112V113H159ZM198 110H200V109H198ZM73 111V110H72ZM122 111V110H121ZM15 112V111H14ZM100 111L99 110H97V111H95L94 113L95 114H98ZM115 112L117 113V111L115 110ZM155 113V111H153V110H148V111H143V115H151L152 113ZM35 113V112H34ZM33 113V114H34ZM79 113V112H78ZM110 113V112H109ZM108 113V114H109ZM201 113V112H200ZM9 114V112L7 111L6 112V114H5V116L6 115H8ZM23 114V113H22ZM74 114V113H73ZM81 114H82V112H81ZM160 114V113H159ZM43 115V116H44ZM99 115H100V113H99ZM99 115L97 116V117H99ZM106 115V114H105ZM118 115V114H117ZM173 115V118H174V112H173V114L171 113V116ZM1 116V115H0ZM4 116V117H5ZM78 116V115H77ZM79 116H80V114H79ZM78 116V117H79ZM91 115H89V111H88V117H85V118H88L85 122L87 123V122H89L87 125L88 126H90V124L92 123V119L93 118H91L90 117ZM104 116V115H103ZM109 116V115H108ZM7 118L4 120L3 118V120L4 121H6L8 124L7 125H9L10 126V128L13 130V132L14 133H18V130L20 129L19 128V123L17 122V119H20L19 118V116L16 114V113H13V114H9L8 116H6ZM31 117V116H30ZM82 117V116H81ZM80 117V118H81ZM94 117V116H93ZM116 117V116H115ZM157 117V116H156ZM46 118V117H45ZM153 118V117H152ZM43 119V118H42ZM96 119V118H95ZM114 120V119H113ZM162 121H165V120H162ZM185 122H186V120H184ZM70 122V120H68V123ZM257 122V121H256ZM99 123H100V121H99ZM253 123V122H252ZM6 124V123H5ZM80 124V123H79ZM98 124V123H97ZM164 125H165V123H163ZM187 124V123H186ZM196 124V123H195ZM47 125H49V124H47ZM81 125V124H80ZM92 125V124H91ZM22 126V125H21ZM67 126V125H66ZM85 126V125H84ZM84 126H83V128H84ZM255 126H258L257 127V129H254V127ZM80 127V126H79ZM22 128V127H21ZM23 129V128H22ZM31 129V130H30ZM77 129V128H76ZM10 130V129H9ZM104 130V129H103ZM48 131V130H47ZM74 131V130H73ZM100 133H102V130L100 129V130H98ZM105 131H106V129H105ZM105 131L103 132V135H104V133H105ZM85 132V131H84ZM116 132V131H115ZM51 133V132H50ZM38 134V133H37ZM37 137V138H36ZM103 137V136H102ZM198 137V136H197ZM84 138V137H83ZM155 138L156 137H152V139H150V142H149V144H144V150H143V147L141 148V150H143V153L145 154V153H147V152H152V153H155V152H170V151H175V146H173V148H172V146H168V147H164V145L162 146V143L160 144V143H155L154 141H155ZM252 138V137H251ZM40 140L38 143H37V140ZM86 139V138H85ZM87 140V139H86ZM53 141V140H52ZM113 141V140H112ZM152 141V142H151ZM115 142V141H114ZM187 143L189 144V141H187ZM192 143V142H191ZM235 143V142H234ZM110 144V143H109ZM81 145V144H80ZM83 145V144H82ZM190 145V144H189ZM195 145V144H194ZM79 146V145H78ZM91 146V145H90ZM191 146V145H190ZM27 147V146H26ZM103 147V146H102ZM77 148H80V147H77ZM108 148V147H107ZM187 148H189V147H187ZM198 148V147H197ZM251 148H253L254 150H250ZM59 149V148H58ZM109 150H110V148H108ZM173 149V150H172ZM191 149V148H190ZM3 150V149H2ZM41 150V149H40ZM111 150H114L112 153H110L111 154V158H112V160H114V158H115V153H116V149L114 148V144L112 145L111 144ZM170 150V151H169ZM205 150H206V152H205ZM256 150V151H255ZM51 151V150H50ZM194 151V150H193ZM193 151H191V152H193ZM28 152V151H27ZM253 152H256V153H259L260 155L259 156H255V155H253L252 153ZM5 153V152H4ZM24 153V152H23ZM194 153V152H193ZM40 154V153H39ZM45 154V153H44ZM151 154V153H150ZM51 155H52V153H51ZM54 155V154H53ZM147 155H149V154H147ZM178 155V154H177ZM18 156V155H17ZM110 158V159H111ZM165 158H166V160L164 161V162H162V163H160V164H165V163H167L168 162V160L170 159V157H168V156H165ZM17 159V162H15L14 163V167H16L15 168V172L17 171H19V170H23V171H25L23 174H24V176H28V173H29V171H30V169H31V167H37L36 166V164L35 165H31L30 163L31 162H34L33 161V159H32V161L30 162V160H31V158L29 157V153H27V154H25L24 156L23 155H19V157H17L16 158ZM193 159H197V158H193ZM221 159H223L222 161H223V163L221 162ZM36 160V159H35ZM194 162V161H193ZM75 163V162H74ZM106 163V162H105ZM190 163V162H189ZM13 164V163H12ZM107 164V163H106ZM159 164V165H160ZM191 164V163H190ZM197 164V163H196ZM109 165V164H108ZM167 165V164H166ZM198 165H199V170L202 168V170H204L205 169V167H206V165H205V163L204 162H199L198 163ZM205 165V166H204ZM12 166V168H14ZM72 166V165H71ZM75 166V165H74ZM158 166V165H157ZM186 166H187V164H186ZM192 166H194V165H192ZM192 166H189L190 168H187L188 170H190V171H192V172H195L194 170H192ZM51 167H53V165L51 166ZM156 167V166H155ZM204 167V168H203ZM222 167V166H221ZM56 168V167H55ZM54 168V170L56 171V169ZM71 168H73V166L71 167ZM138 168H139V165H138ZM154 168V167H153ZM179 168H184V165L183 164H181L180 163V161H178V162H175V163H173V164H171V165H167L166 167H162V168H160V169H157L155 172L153 171V173H150V174H152V178L154 177V178H163V177H167V176H169V175H175V174H177V173H180L181 174V172H179V171H177ZM42 169V168H41ZM44 167H43V172H44ZM53 169V168H52ZM141 169V168H140ZM150 169H152V168H147V170H150ZM32 171H34L33 169H31ZM77 170V169H76ZM186 170V169H185ZM188 170H187V172H188ZM198 170V171H199ZM37 171V170H36ZM182 171H184V170H182ZM197 171V172H198ZM40 172L42 173V171L40 170ZM40 172H38V173H40ZM37 173V174H38ZM35 173H33V172H31V173H29V178H30V176L32 177V175H34ZM43 174H45V173H43ZM43 174H41V175H43ZM77 174V173H76ZM186 174V173H185ZM184 174V175H185ZM188 174V173H187ZM206 174V175H207ZM56 175V174H55ZM183 175V174H182ZM20 176V175H19ZM38 176V175H37ZM44 176H46V175H44ZM43 176V177H44ZM49 176H52V175H50L49 174ZM186 176V175H185ZM140 177V176H139ZM144 177V176H143ZM170 177V176H169ZM174 177V176H173ZM32 178H34V176L32 177ZM149 178H150V176H149ZM175 178V177H174ZM167 179L166 181H170V182H172L173 184H178L179 185V183H178V180H179V178H180V176H177L176 175V178L175 179ZM15 179V178H14ZM19 179V178H18ZM17 179V180H18ZM21 179H23L22 178V176H21ZM20 179V180H21ZM31 179V178H30ZM29 179V180H30ZM42 179V178H41ZM40 179V180H41ZM59 179V178H58ZM93 179V178H92ZM139 179V178H138ZM147 179H148V177H147ZM146 179V180H147ZM28 180V184H29V182H31L32 180H34L35 182H36V180H35V178L34 179H32V180H30L29 181ZM46 180V179H45ZM61 180V179H60ZM134 180H136V177L135 178H133V179H131V182H129V184H130V186H131V183H132V186H134L135 187V181ZM153 180V179H152ZM157 179H155V181H156ZM181 180V179H180ZM44 181V180H43ZM42 180H41V182H43ZM48 181H50V180H48ZM54 181V180H53ZM137 181V180H136ZM143 181H144V179H143ZM154 181V180H153ZM15 182V181H14ZM14 182H13V185H14ZM45 182V181H44ZM96 182V181H95ZM145 182V181H144ZM147 182V181H146ZM152 182V181H151ZM180 182V181H179ZM46 183H47V181H46ZM74 183H76V182H74ZM106 183V182H105ZM148 183V182H147ZM162 183V182H161ZM31 184V183H30ZM33 184V183H32ZM34 184H36V183H34ZM38 184V183H37ZM43 184V183H42ZM52 184H54V183H52ZM139 184H140V182H139ZM23 185V184H22ZM45 185V184H44ZM47 185V184H46ZM48 185H50V183L48 184ZM138 185V184H137ZM217 185V186H216ZM16 186H17V184H16ZM19 186V185H18ZM32 186V185H31ZM31 186L30 187H28V188H31ZM43 186V185H42ZM76 186V185H75ZM131 186V187H132ZM142 186V185H141ZM144 186V185H143ZM160 186V185H159ZM231 186H233V187H236L234 190L233 189H231ZM14 187V186H13ZM24 187V186H23ZM49 187V186H48ZM138 187H139V185H138ZM217 187H220V191L217 193V194H214L213 193V190H215ZM90 188V187H89ZM159 188V187H158ZM158 188H156V192H157V189ZM14 189V188H13ZM24 189H25V187H24ZM27 189V188H26ZM26 189L24 190V192L26 191ZM49 189H51V188H49ZM48 189V190H49ZM28 190V189H27ZM43 190V189H42ZM47 190V191H48ZM136 190V189H135ZM139 190V189H138ZM14 191V190H13ZM32 191V190H31ZM34 191H35V187H34ZM130 191V190H129ZM133 191V190H132ZM131 191V192H132ZM241 191H243L244 192V194H245V196L247 197V199L246 200H243L244 201V203H242L241 205H244L245 204V206H237L236 207V205H237V203L238 202H236V196L235 195H233V197L231 196V194H237V193H241ZM1 192V191H0ZM51 192V191H50ZM130 192V193H131ZM242 192V193H243ZM15 193H17V191L15 192ZM21 193V192H20ZM26 193V192H25ZM38 193V192H37ZM129 193V192H128ZM139 193V192H138ZM141 193V192H140ZM147 193V192H146ZM17 194H19V193H17ZM17 194H15V195H17ZM23 194V193H22ZM39 194V193H38ZM42 194V193H41ZM48 194V193H47ZM25 195V194H24ZM31 195H34L33 193H31ZM43 195H45L44 194V190H43V194H42V196ZM49 195V194H48ZM5 196V195H4ZM6 196H10V195H6ZM18 196H20L21 197V195L19 194ZM137 196V195H136ZM139 196V195H138ZM0 197H2V196H0ZM11 197H12V195H11ZM23 197V196H22ZM32 197V196H31ZM206 197H208V196H206ZM224 197V198H223ZM28 198H30V197H28ZM37 198V197H36ZM44 198V197H43ZM46 198H47V196H46ZM90 198V197H89ZM167 199V200H165V199ZM248 198H250L251 200H253V201H256L257 203H258V205H260L261 206V210H260V212L259 213H255V212H253V210L252 211H250L249 213H247L246 215H245V213H244V216H246V217H242L241 218V214L240 213H242V211H246V210H248L249 208H251L252 207V205L250 204V202H249V200H248ZM15 199V198H14ZM34 199V198H33ZM40 199V198H39ZM49 200H50V198H48ZM87 199H88V197H87ZM207 199V198H206ZM90 200V199H89ZM16 201V204H17V207H18V205L21 207V204H19V200L17 201V200H15ZM29 201H31V200H29ZM29 201H28V203H29ZM47 201V200H46ZM63 201V200H62ZM169 201V200H168ZM225 201V200H224ZM223 201V202H224ZM240 201V200H239ZM53 202V201H52ZM226 202V201H225ZM224 202V203H225ZM7 203H9V204H7ZM84 203V202H83ZM83 203L82 204H80V205H83ZM16 204H15V202H13V201H9V200H6L5 198H2V199H0V207L1 206H7V205H10L11 207H12V209H14V208H16ZM31 204H33V202L31 201ZM49 203H47V205H48ZM68 204V203H67ZM85 204H87V203H85ZM222 204V203H221ZM239 204H240V202H239ZM47 205L45 204V203H43L42 205H40V207H39V211H41L42 212V215H36V214H34L33 212V214H31V213H29L30 215H26L25 217H28L29 218V221H34V223L35 222H37V220L39 221H41L42 220V222H45V223H41L40 224V226L42 225H47V226H53L52 225V223L53 222H51V223H47V221H49V219H53V221L55 220V218H58V217H66V215H59L58 214V217H56L57 216V212L60 210V209H58L56 206H54L55 207V209H54V212L51 210V212H53V214H47L46 212L47 211H50V210H48V207H47ZM60 205V204H59ZM153 205V204H152ZM10 206H8V207H10ZM49 206V205H48ZM51 206H52V204H51ZM72 206H73V204H72ZM71 205H70V207L68 208V210H70V211H74L75 209L72 207ZM89 206V205H88ZM130 206V205H129ZM141 206V205H140ZM167 206H169V205H167ZM229 206V205H228ZM24 207H25V205H24ZM28 206H26V208H27ZM68 206H66V208H67ZM83 207V206H82ZM84 207H86V206H84ZM90 207V206H89ZM156 207V206H155ZM216 207V206H215ZM215 207H213V208H215ZM26 208H24V209H26ZM53 208V207H52ZM51 208V209H52ZM74 210H73V209ZM87 208V207H86ZM85 208V209H86ZM131 208V207H130ZM5 209V208H4ZM81 209V208H80ZM89 209V208H88ZM91 209V208H90ZM129 208H128V205H127V210H128ZM133 209H134V207H133ZM259 208H257V210H258ZM11 210V209H10ZM26 210H28V209H26ZM31 210H33V209H31ZM64 210V209H63ZM148 210L150 211V212H153V210H154V208L152 207V208H150V209H147V207H146V210H144L145 212V214L148 212ZM256 210V211H257ZM15 211V210H14ZM19 212H21V211H24V210H21V208L18 210ZM17 211V212H18ZM65 211V210H64ZM67 211V210H66ZM80 211H82V210H80ZM85 211H87V209L85 210ZM129 211V210H128ZM134 211V210H133ZM241 211V212H240ZM7 212H8V210H7ZM6 212V213H7ZM18 212V213H19ZM135 212V211H134ZM137 212V211H136ZM135 212V213H136ZM139 212H141V211H139ZM143 212V211H142ZM141 212V213H142ZM6 213H5V216H6ZM10 213V212H9ZM23 213H25V212H23ZM36 213V212H35ZM46 213V215H43V214H45ZM58 213H61V211L60 212H58ZM64 212L62 211V214H63ZM68 213V212H67ZM67 213H65V214H67ZM77 213V212H76ZM84 212H82V214L81 213H79V214H77V215H75V217H76V219L77 220H79V221H81V220H83V218H84V216H85V214H83ZM129 213V212H128ZM138 213V212H137ZM143 213V214H144ZM8 214V213H7ZM11 214V213H10ZM13 215H14V213H12ZM26 214H27V212H26ZM68 214H70V212L68 213ZM194 214V213H193ZM206 214V213H205ZM3 215V214H2ZM1 215V217H3ZM19 215V214H18ZM24 215V214H23ZM72 215V214H71ZM132 215H134V216H132V217H137L138 216V214H137V216H136V214H133L132 213ZM139 215H141V214H139ZM147 215H149V212H148V214ZM146 215V216H147ZM241 215V216H240ZM259 215V216H258ZM130 216V215H129ZM145 216V215H144ZM179 216V215H178ZM10 217V216H9ZM14 217V216H13ZM17 217H19V216H17ZM24 217V216H23ZM128 217V216H127ZM141 216H139V218H140ZM150 217V216H149ZM262 217V216H261ZM147 218H148V216H147ZM146 218V219H147ZM176 218H178V217H176ZM5 219V218H4ZM11 220H12V218H10ZM23 219H25V220H28L27 218H23ZM68 219V218H67ZM69 219H70V217H69ZM210 219V218H209ZM3 220V219H2ZM18 221H19V218L17 219ZM62 220H63V218H62ZM133 220V219H132ZM178 219H176V221H177ZM180 220H183L182 218L180 219ZM180 220H178V221H180ZM187 220V219H186ZM260 219H258V221H259ZM262 220V219H261ZM6 221V220H5ZM17 221V225H18V222ZM24 221V220H23ZM22 221V219H21V222H23ZM69 221V220H68ZM71 221V220H70ZM73 221V220H72ZM76 221V220H75ZM173 221V220H172ZM185 221V220H184ZM257 221V222H258ZM58 222H60V221H58ZM128 222V221H127ZM199 222V221H198ZM202 222V221H201ZM5 223V222H4ZM3 223V224H4ZM8 223H9V221H8ZM24 224H26L27 223V221H24L23 222ZM65 223H66V218H64V222H62V224L60 223V225H58V223H57V227H63L64 225H65ZM175 223H177V222H175ZM206 224H210V223H207V222H205ZM263 223H264V221H263ZM2 224V225H3ZM15 225H16V223H14ZM20 224V223H19ZM37 224V223H36ZM39 224V223H38ZM70 224V223H69ZM185 224V223H184ZM203 224V223H202ZM261 224V223H260ZM6 225H7V221H6ZM9 225H10V223H9ZM14 225V226H15ZM68 225V223L66 224V226ZM71 225V224H70ZM70 225H68V227L70 226ZM118 225V224H117ZM157 225V224H156ZM171 225V224H170ZM215 225L213 226V227H215ZM11 226L13 227V225H12V223H11ZM40 226H39V228H40ZM65 226V227H66ZM76 226H77V223H76ZM82 226V225H81ZM127 226V225H126ZM167 226V225H166ZM168 226H169V224H168ZM172 226V225H171ZM202 226V225H201ZM204 226V225H203ZM258 226H259V224H258ZM261 226V225H260ZM7 227V226H6ZM8 227H10V226H8ZM36 228H37V225L35 226ZM73 227V226H72ZM71 227V228H72ZM84 227H85V225H84ZM174 227V226H173ZM15 228V227H14ZM13 228V229H14ZM19 228V227H18ZM35 228V230H33V232H35L36 233V231H37V229ZM44 228V227H43ZM70 228V227H69ZM70 228V229H71ZM156 228V227H155ZM158 228H159V226H158ZM202 228V227H201ZM212 228V227H211ZM12 229V228H11ZM45 229H46V227H45ZM63 229H64V227H63ZM69 229V230H70ZM73 229H76V228H73ZM78 229V228H77ZM82 229H85V228H82L81 227V230ZM15 230H16V228H15ZM24 230V229H23ZM62 230V229H61ZM60 230V231H61ZM72 230V229H71ZM71 230H70V232H71ZM102 230V229H101ZM157 230V229H156ZM160 230V229H159ZM203 230V229H202ZM66 231H67V228H66ZM84 231V230H83ZM160 231H162V229L160 230ZM23 232V231H22ZM21 232V233H22ZM25 232V231H24ZM33 232H32V234H33ZM75 232V231H74ZM157 232V231H156ZM209 232V231H208ZM20 233V232H19ZM26 233V232H25ZM31 233V232H30ZM64 233V232H63ZM69 233V232H68ZM72 233V232H71ZM75 233H77V232H75ZM163 233V232H162ZM202 233V232H201ZM206 233V232H205ZM214 233V232H213ZM220 233V232H219ZM40 234V233H39ZM149 234H151V233H149ZM208 234V233H207ZM215 234V233H214ZM260 234V233H259ZM35 235V234H34ZM69 235H70V233H69ZM73 235H75L74 233L72 234V236ZM162 235V234H161ZM196 235V234H195ZM198 235V234H197ZM213 235V234H212ZM261 235V234H260ZM264 235V231L262 230V235L261 236H263ZM18 236V235H17ZM16 236V237H17ZM28 236V235H27ZM153 236V235H152ZM158 236V235H157ZM186 236V235H185ZM149 236L147 235V237L146 238H148ZM154 237V236H153ZM218 237H220V234H219V236ZM18 238V237H17ZM30 238V237H29ZM75 238V237H74ZM78 239H79V237H77ZM189 238V237H188ZM192 238V237H191ZM193 238H194V236H193ZM192 238V239H193ZM196 238V237H195ZM215 238H217V237H212V236H209V235H206V234H203V235H201V240L202 241H205L206 243H208V244H211L212 243V241H213V239H215ZM32 239V238H31ZM36 239V238H35ZM136 239V238H135ZM155 239V238H154ZM169 239V238H168ZM185 240H186V238H184ZM197 239V238H196ZM200 239V238H199ZM20 240V239H19ZM84 240V239H83ZM149 240V239H148ZM182 240V239H181ZM241 240H243V241H241ZM86 241V240H85ZM183 241V240H182ZM194 242H195V240H193ZM28 242V241H27ZM41 241H39L38 242V244L40 243ZM77 242V241H76ZM119 242V241H118ZM147 242V241H146ZM194 242L192 243V244H194ZM214 242V241H213ZM241 242V243H240ZM26 243V242H25ZM116 243V242H115ZM197 243V242H196ZM195 243V244H196ZM200 243V242H199ZM19 244V243H18ZM17 244V245H18ZM38 244L36 243V247H38ZM55 244V243H54ZM117 244V243H116ZM120 244V243H119ZM148 244V243H147ZM187 244V243H186ZM191 244V243H190ZM241 244V245H240ZM16 245V246H17ZM32 245H34V243L32 244ZM145 245V244H144ZM12 246V245H11ZM13 246H15V245H13ZM148 246V245H147ZM190 246V245H189ZM192 246V245H191ZM210 246V245H209ZM63 247V246H62ZM194 249V251H196V248H197V245L196 246H192ZM30 248V247H29ZM56 248V247H55ZM54 248V249H55ZM97 248V247H96ZM14 249H15V247H14ZM23 249V248H22ZM34 249H35V247H34ZM33 249V250H34ZM142 249H143V247H142ZM52 250V249H51ZM211 250H213L211 247H209V249H208V251H211ZM191 252V251H190ZM193 252V251H192ZM71 253H73V255H74V252H71ZM140 253H142V252H140ZM199 253V252H198ZM221 253V252H220ZM62 254V253H61ZM64 255V254H63ZM68 255V254H67ZM193 255V254H192ZM235 255V254H234ZM42 256V255H41ZM20 257V256H19ZM22 257V256H21ZM43 257V256H42ZM65 257V256H64ZM251 257V256H250ZM23 258H24V256H23ZM69 258V257H68ZM242 258V257H241ZM188 259L189 258H186V259H184V263L185 264H200V263H198L197 261H195V260H193V256L191 257V259H190V261L188 262ZM22 260V259H21ZM31 260V259H30ZM29 260V261H30ZM230 261V260H229ZM262 261H264V260H262ZM261 261V262H262ZM23 262V261H22ZM27 262V261H26ZM31 262L32 261H30V263L29 264H31ZM35 262V261H34ZM178 262V261H177ZM228 262V261H227ZM227 262H225V263H227ZM20 262H18L17 264H19ZM35 263H37V262H35ZM35 263H33V264H35ZM181 263V262H180ZM224 263V264H225ZM258 263V262H257ZM27 264V263H26ZM38 264H39V262H38ZM166 264V263H165ZM202 264V263H201ZM260 264V263H259Z\"/></svg>",
    "mask_w": 264,
    "mask_h": 264
},
{
    "label": "water",
    "instance_id": "water-1",
    "mask_svg": "<svg viewBox=\"0 0 264 264\" xmlns=\"http://www.w3.org/2000/svg\"><path fill=\"white\" fill-rule=\"evenodd\" d=\"M240 12L231 11V12H221L218 15L214 16L210 20L211 29L220 34H231L238 28V21ZM173 81L172 77L166 78L163 82L165 86L169 85ZM166 160L163 155H156L150 157L139 164V168L147 169L153 168L160 163ZM199 168L198 164L192 166V170L197 171ZM220 191V187H217L213 190L214 194H217ZM157 193L161 196H164L171 203H179L186 199L188 191L182 188L178 184H173L170 181H164L160 184L157 189Z\"/></svg>",
    "mask_w": 264,
    "mask_h": 264
}]
</instances>
